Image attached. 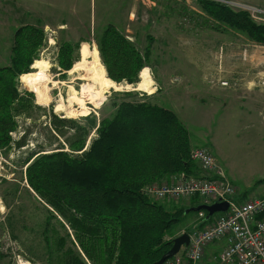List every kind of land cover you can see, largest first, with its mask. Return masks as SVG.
<instances>
[{
  "label": "rangeland",
  "instance_id": "374dc122",
  "mask_svg": "<svg viewBox=\"0 0 264 264\" xmlns=\"http://www.w3.org/2000/svg\"><path fill=\"white\" fill-rule=\"evenodd\" d=\"M231 1L264 9V0ZM26 25L42 30L46 39L31 74L19 78L24 96L34 95L35 108L16 117L11 143L0 148V264H67V250L80 251L70 226L27 180L28 164L39 155L73 153L69 125H63L64 131L55 127V115L83 125L90 122L85 118L96 115L99 125L114 115L113 105L122 101L148 102L174 112L169 100H175L186 114L178 118L189 129L192 150L203 148L216 156L212 148L215 145L218 165L241 190H237L242 194L238 196L240 202L262 195L264 124H247L235 110L216 117L212 113L204 115L206 110L201 111L203 105L198 98L209 86L202 66L216 65L222 81L235 83L228 90L245 98L254 89L253 98L260 104L258 110L252 109V115L264 122V87L259 86L264 80L263 45L232 29H216L199 0H0V68L11 67L17 31ZM108 25L130 36L142 54L150 48L146 71L140 74L136 86L110 80L101 58V65L97 60V40ZM85 40L91 49L79 50L72 68L64 70L59 65L60 47L70 42L80 43L81 48ZM85 50L89 54L83 63ZM211 51L217 57L216 64ZM97 137L96 130H92L86 147ZM154 201L173 212L191 207L189 203L194 200ZM206 214H186L171 232L172 237L209 227L215 215L204 224ZM61 239L66 241L65 248L59 246Z\"/></svg>",
  "mask_w": 264,
  "mask_h": 264
},
{
  "label": "trees",
  "instance_id": "16d2710c",
  "mask_svg": "<svg viewBox=\"0 0 264 264\" xmlns=\"http://www.w3.org/2000/svg\"><path fill=\"white\" fill-rule=\"evenodd\" d=\"M199 3L216 29H232L264 46V25H257L248 14L208 0ZM15 39L11 67L0 68V148L11 143L16 117L35 108L34 95L24 96L19 78L31 74L46 37L42 30L26 25ZM97 44V60L101 58L110 80L139 84L150 48L142 54L114 25H108ZM83 49L91 48L87 43L81 48L80 43H63L59 65L70 70ZM84 54L83 63L89 52ZM113 106L114 115L99 125L96 115L85 118L90 121L86 125L55 115V127L64 131L63 125H69L73 153L42 154L27 167L30 187L74 233L80 251L67 250V264H154L172 248L173 229L199 206L195 199L191 207L172 212L143 193L145 186L172 175H199L191 157L190 132L178 116L148 102L122 101ZM94 129L98 137L86 147ZM59 246L66 247L65 239Z\"/></svg>",
  "mask_w": 264,
  "mask_h": 264
},
{
  "label": "built area",
  "instance_id": "2783aa9c",
  "mask_svg": "<svg viewBox=\"0 0 264 264\" xmlns=\"http://www.w3.org/2000/svg\"><path fill=\"white\" fill-rule=\"evenodd\" d=\"M208 1L236 13H246L257 25H264V9L260 6L231 0ZM220 84L226 88L235 85L228 81ZM259 86L264 87L263 79ZM191 157L202 174L175 175L162 183L145 186L143 193L158 201L198 199L200 204L226 202L229 207L226 212L216 214L209 227L190 234V244L164 264H203L206 249L224 240L227 247L217 255L219 264H264V191L260 197L240 202L238 196L241 194L220 168L213 153L198 148L192 150Z\"/></svg>",
  "mask_w": 264,
  "mask_h": 264
},
{
  "label": "crops",
  "instance_id": "0c3cea01",
  "mask_svg": "<svg viewBox=\"0 0 264 264\" xmlns=\"http://www.w3.org/2000/svg\"><path fill=\"white\" fill-rule=\"evenodd\" d=\"M56 27L59 28V26H56ZM118 30H119V28H118ZM119 32L122 33V31H120V30H119ZM128 33H129V31L127 30L125 32V34H128ZM126 37L130 41H132L130 36L127 35ZM84 42L89 44V42L86 41V40L83 41L82 43H84ZM211 53L213 55L212 56L213 63L216 64L217 63L216 62L217 61V57L214 55L215 52L211 51L210 54ZM209 58H211V56H209ZM215 66L214 67H210V66H207V65H203L202 66L203 77L205 78V80L207 81V83L209 85L208 87H206L205 89L202 90V93H201L202 95L198 98L200 100V103L203 105V106L200 105L201 111H202V109L206 110L204 115H208V114L211 115V113H212V116L214 115L216 117V116H221L223 113H225L227 111H232L233 112V110H235V111L239 112L240 117H242L243 121H245V123H247V124H252V125H255V124L262 125V124H264L263 121L259 122L258 115H255V114L252 115V109L258 110L257 107L260 104V102L258 100H254V98H253L254 97V92H255V91H253L254 89L251 90V92H249L247 94V96H245V98H242L241 96H238V94L234 90H228L227 88L225 89L220 84V82L222 81L221 80L220 70L219 69L217 70V67H215ZM252 84H254V82H250V85H252ZM239 99H241V100H239ZM169 101L171 103V106L173 107V110H175L174 113L177 116L186 115L185 113H183L182 105L180 103H176V101L172 100V99L169 100ZM263 105L264 104H261V109L264 110V106ZM180 109H181V113L179 112ZM261 111L259 112V114H261ZM230 113L231 112H228V117L231 115ZM261 127L264 128V125H262ZM261 137H263V136H261ZM191 145H192V148H193L194 146H193V142H192V137H191ZM212 148H213L214 153L216 154V156L215 155L214 156H215V158L217 157L216 160H217L218 164H220L219 161H218V155L216 153L217 149H216L214 144H212ZM224 171H225L226 175L233 182L232 177L226 172L225 169H224ZM197 172L199 173V175L202 174V172L200 171V168L198 166H197ZM237 189H239V188H237ZM244 196H242V197H244ZM192 202L189 203V205L192 206V204H193ZM217 247H219V248L217 249ZM226 247H227V242L225 240L221 241V242H219L217 244L209 246L206 249L204 261L208 260V262H209L208 264H219L217 262V255L222 250H224ZM203 264H204V262H203Z\"/></svg>",
  "mask_w": 264,
  "mask_h": 264
},
{
  "label": "water",
  "instance_id": "95a60500",
  "mask_svg": "<svg viewBox=\"0 0 264 264\" xmlns=\"http://www.w3.org/2000/svg\"><path fill=\"white\" fill-rule=\"evenodd\" d=\"M229 204L226 202L223 203H214L212 205H199L193 207L191 211L201 212L205 211L207 213L206 221H209L215 214L223 213L228 210ZM188 212V211H187ZM190 244V235L188 233H183L181 236L173 240L172 248L162 256V258L155 262L154 264H164L167 260L176 256L182 249L183 246H188Z\"/></svg>",
  "mask_w": 264,
  "mask_h": 264
},
{
  "label": "bare ground",
  "instance_id": "6f19581e",
  "mask_svg": "<svg viewBox=\"0 0 264 264\" xmlns=\"http://www.w3.org/2000/svg\"><path fill=\"white\" fill-rule=\"evenodd\" d=\"M98 62H99V64L101 65L100 60H98ZM105 72H106V71H105ZM128 87H132V86H129V85H128Z\"/></svg>",
  "mask_w": 264,
  "mask_h": 264
}]
</instances>
